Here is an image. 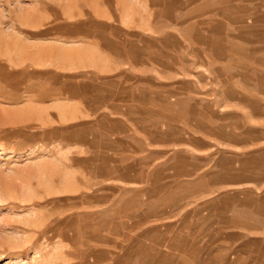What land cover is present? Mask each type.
Segmentation results:
<instances>
[{
  "label": "rangeland",
  "instance_id": "obj_1",
  "mask_svg": "<svg viewBox=\"0 0 264 264\" xmlns=\"http://www.w3.org/2000/svg\"><path fill=\"white\" fill-rule=\"evenodd\" d=\"M0 264H264V0H0Z\"/></svg>",
  "mask_w": 264,
  "mask_h": 264
}]
</instances>
